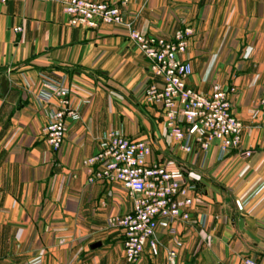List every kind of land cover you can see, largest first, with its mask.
I'll list each match as a JSON object with an SVG mask.
<instances>
[{"label": "crops", "instance_id": "obj_1", "mask_svg": "<svg viewBox=\"0 0 264 264\" xmlns=\"http://www.w3.org/2000/svg\"><path fill=\"white\" fill-rule=\"evenodd\" d=\"M202 1L131 0L136 7L130 10L139 17L137 5L148 4L156 18H168L171 11L166 5H176V18H218L216 0ZM183 59L192 67L189 87L203 95L220 88L215 79L194 75L197 61L187 55ZM3 78L9 82L6 95L1 92ZM153 82L161 81L128 40L126 30L72 27L55 2L0 4V180L7 181V197L15 194L13 182L19 180L28 204L44 209L36 258L45 264H129L121 233L104 234V229L109 228V219L129 213L132 202L118 184L90 182L85 166L108 135L116 133L149 144L151 164L175 160L187 183L196 187L189 220L174 223V233L167 222H161L156 236L159 254L153 257L147 248L136 264H240L247 257L264 264L260 89L249 95L239 80L229 78L225 84L224 89L237 88L230 101L233 115L243 124L238 151L224 154L212 144L207 151L195 145L187 153L168 135L162 110L143 103L144 92ZM55 88L70 91L68 108L80 115L77 122L67 121L59 151H53L42 135L51 110L61 105L56 98L46 103L41 96ZM245 151L253 154L245 158L241 154ZM79 229H101L104 237L88 243L89 251L80 254L78 236L83 232ZM25 242L29 250L30 238ZM97 244L101 246L93 249ZM172 251L176 257L171 262ZM5 254L0 253V260Z\"/></svg>", "mask_w": 264, "mask_h": 264}, {"label": "built area", "instance_id": "obj_2", "mask_svg": "<svg viewBox=\"0 0 264 264\" xmlns=\"http://www.w3.org/2000/svg\"><path fill=\"white\" fill-rule=\"evenodd\" d=\"M40 1L59 4L72 27L86 29H96L100 24H122L119 7L128 4V0L100 3L93 0ZM6 3L7 0H0V4ZM130 40L152 63V73L162 79L161 84L148 85L143 103L162 110L168 135L181 145V149L190 153L194 142L203 151L214 143L224 154L238 151L243 127L232 112L229 95L234 89L205 96L188 87L192 68L179 58L187 50L185 38L179 36L174 42H165L132 32ZM69 95V90L55 88L41 96L46 103L56 98L61 105L51 111L49 124L43 131L54 151L63 146L67 121L80 120L79 112L68 108L66 99ZM151 154L152 148L145 141L111 133L99 152L85 162L90 170V182L119 183L133 201L131 212L108 220V226L122 235L129 264H136L147 248L151 256H157L156 236L160 223L167 222L170 232L174 233V223L188 221L194 206L192 194L196 187L187 183L179 164L173 159L151 164L148 161ZM241 154L249 158L253 153L245 151ZM175 257L174 251L169 253L171 262ZM240 264L261 263L247 257Z\"/></svg>", "mask_w": 264, "mask_h": 264}, {"label": "rangeland", "instance_id": "obj_3", "mask_svg": "<svg viewBox=\"0 0 264 264\" xmlns=\"http://www.w3.org/2000/svg\"><path fill=\"white\" fill-rule=\"evenodd\" d=\"M130 1L128 0L126 6L119 7L123 18L122 24H100L98 28L104 25L109 28L126 30L128 40L137 48L138 46L130 40L132 32L165 42H174L177 37L182 36L187 43V50L179 58L188 64L189 62L183 59L184 55L197 61L194 75L199 77L204 75V77H210L211 81L216 80L220 88L213 93L232 88L234 92L230 93V98L237 92V88L232 85L224 89L225 84L229 78L231 82L239 80L240 85L250 92L249 95L260 89V104L264 107V0H220V3L219 0H216L218 18L202 20L197 17L194 19L174 17L176 10H179L176 5H166L171 11L168 18H156V14L150 13L151 5H137L138 11L142 13L137 17L131 14L130 9L135 11L136 5L130 4ZM203 5L204 3L199 6ZM140 53L147 59L141 51ZM151 68L152 63L150 62V70ZM154 77L156 76L154 75ZM156 78L162 82L160 77ZM161 82L157 84H161ZM44 128L42 135L47 143L43 134ZM195 145L201 149L200 145L193 142L191 143V152ZM179 147L181 148L180 144ZM6 183V180H0V253L7 254L4 259L0 260V264H45L44 260L36 258L38 251L36 235L39 232V222L46 218L43 215L44 209L38 211V206L28 204V197H23V188L20 187L19 180L13 182L15 194L7 197L5 194ZM113 184L122 186L119 183ZM126 197L127 201L132 202L133 209V201L127 191ZM132 209L130 211L127 209V211L131 212ZM45 228L42 227L41 230H47ZM112 230L115 231L110 227L104 229V234L112 232ZM79 231L83 232L78 236V252L80 254L89 251L88 243L101 240L104 237L101 229H79ZM28 238H30L29 250L27 242H25L28 241ZM32 239L34 240L32 241ZM27 253L34 255L29 257Z\"/></svg>", "mask_w": 264, "mask_h": 264}, {"label": "water", "instance_id": "obj_4", "mask_svg": "<svg viewBox=\"0 0 264 264\" xmlns=\"http://www.w3.org/2000/svg\"><path fill=\"white\" fill-rule=\"evenodd\" d=\"M1 89H2V91H1L2 95H6V93L8 92V89H9V82L7 81L6 78L2 79ZM100 246H101L100 244H97L93 247V249H96Z\"/></svg>", "mask_w": 264, "mask_h": 264}]
</instances>
